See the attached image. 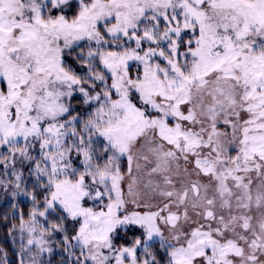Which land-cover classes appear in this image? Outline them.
Masks as SVG:
<instances>
[{"label":"snow or ice","instance_id":"6c2138e0","mask_svg":"<svg viewBox=\"0 0 264 264\" xmlns=\"http://www.w3.org/2000/svg\"><path fill=\"white\" fill-rule=\"evenodd\" d=\"M0 200V264H264V0H0Z\"/></svg>","mask_w":264,"mask_h":264},{"label":"trees","instance_id":"16d2710c","mask_svg":"<svg viewBox=\"0 0 264 264\" xmlns=\"http://www.w3.org/2000/svg\"><path fill=\"white\" fill-rule=\"evenodd\" d=\"M9 211L10 209L7 206L1 207L0 205V245L6 248H10L11 244L7 236V228L9 226V223L3 220V216ZM12 251H15V249L12 248ZM12 264H15V257H12Z\"/></svg>","mask_w":264,"mask_h":264},{"label":"rangeland","instance_id":"374dc122","mask_svg":"<svg viewBox=\"0 0 264 264\" xmlns=\"http://www.w3.org/2000/svg\"><path fill=\"white\" fill-rule=\"evenodd\" d=\"M0 205H1V207H6L7 206V204L3 200H0Z\"/></svg>","mask_w":264,"mask_h":264}]
</instances>
